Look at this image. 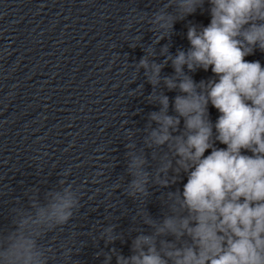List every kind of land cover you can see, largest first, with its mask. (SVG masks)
<instances>
[{
  "label": "clouds",
  "instance_id": "1",
  "mask_svg": "<svg viewBox=\"0 0 264 264\" xmlns=\"http://www.w3.org/2000/svg\"><path fill=\"white\" fill-rule=\"evenodd\" d=\"M205 5L210 22H189L187 50L172 54L166 43L156 52L162 40H171L177 22ZM147 20L154 41L142 48L141 36L129 47L144 51L133 66L137 77L143 70L152 86L145 100L158 110L148 113L141 147L139 130H125L130 180L123 181L125 195L144 206L134 214L142 230L135 231L131 255L112 247L97 256L104 257L102 264H112L113 257L115 264H264V66L245 59L264 53V0H161ZM157 55L164 59L157 62ZM169 64L173 73L162 75ZM200 69L213 77L195 81L191 73ZM166 91L177 94L170 98ZM132 95L142 96L143 85ZM210 104L220 113L214 123ZM184 177L182 190L174 188ZM57 185L42 196L31 188L27 205L15 202L10 226L0 227V264L56 259L43 241L81 208L78 188L65 179ZM151 189L161 190L162 218L147 210ZM117 226L104 224L95 242H124Z\"/></svg>",
  "mask_w": 264,
  "mask_h": 264
}]
</instances>
